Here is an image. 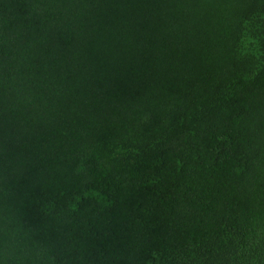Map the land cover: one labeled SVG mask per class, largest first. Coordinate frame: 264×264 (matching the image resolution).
<instances>
[{
	"label": "trees",
	"instance_id": "trees-1",
	"mask_svg": "<svg viewBox=\"0 0 264 264\" xmlns=\"http://www.w3.org/2000/svg\"><path fill=\"white\" fill-rule=\"evenodd\" d=\"M0 264H264V0H0Z\"/></svg>",
	"mask_w": 264,
	"mask_h": 264
}]
</instances>
